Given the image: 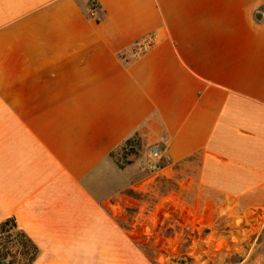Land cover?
Here are the masks:
<instances>
[{"label":"crops","instance_id":"crops-1","mask_svg":"<svg viewBox=\"0 0 264 264\" xmlns=\"http://www.w3.org/2000/svg\"><path fill=\"white\" fill-rule=\"evenodd\" d=\"M134 134L168 158L137 184L109 157ZM191 167L264 217V0H0V222L33 264H151L136 235L200 201L154 179Z\"/></svg>","mask_w":264,"mask_h":264},{"label":"rangeland","instance_id":"rangeland-1","mask_svg":"<svg viewBox=\"0 0 264 264\" xmlns=\"http://www.w3.org/2000/svg\"><path fill=\"white\" fill-rule=\"evenodd\" d=\"M123 169L133 170L134 184L148 176H154L140 166V161ZM196 179V167L179 169L168 179L155 177L151 198L158 194L172 198L177 189L181 190L183 187V192L192 185L196 198L200 201L192 199L182 202L184 209L181 217L170 215L154 232L147 230L145 234L136 235L138 248L149 258L151 264H264V217H257V213L253 211L240 219L234 216L233 211L228 216L221 214L223 203L213 205L207 201L206 194L197 193ZM118 181L122 183V178ZM182 182L188 186H183ZM184 194H187L186 190ZM135 197L139 199L142 194L136 190ZM176 206L182 210L180 205ZM214 208L218 209L216 213H207ZM134 209L136 208L128 207L126 211L133 212ZM196 209L201 214V218L197 217L200 223L194 216L198 214ZM192 212L194 213L191 214Z\"/></svg>","mask_w":264,"mask_h":264},{"label":"trees","instance_id":"trees-1","mask_svg":"<svg viewBox=\"0 0 264 264\" xmlns=\"http://www.w3.org/2000/svg\"><path fill=\"white\" fill-rule=\"evenodd\" d=\"M145 155L138 134L125 140L109 154L111 160L123 169L140 161ZM39 256L37 245L18 226L13 217L0 222V264H33Z\"/></svg>","mask_w":264,"mask_h":264},{"label":"built area","instance_id":"built-area-1","mask_svg":"<svg viewBox=\"0 0 264 264\" xmlns=\"http://www.w3.org/2000/svg\"><path fill=\"white\" fill-rule=\"evenodd\" d=\"M89 16L94 19L97 18L96 6L93 3L89 5ZM143 49H146V47L143 46ZM163 162H168V158L163 155L160 147L153 146L147 150L146 155L140 160V166L148 172L154 173L165 167Z\"/></svg>","mask_w":264,"mask_h":264}]
</instances>
